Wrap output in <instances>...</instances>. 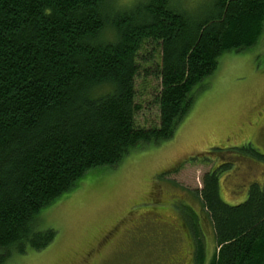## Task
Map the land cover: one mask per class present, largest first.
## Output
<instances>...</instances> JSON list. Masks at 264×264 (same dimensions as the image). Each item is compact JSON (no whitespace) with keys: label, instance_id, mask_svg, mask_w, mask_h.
<instances>
[{"label":"trees","instance_id":"obj_1","mask_svg":"<svg viewBox=\"0 0 264 264\" xmlns=\"http://www.w3.org/2000/svg\"><path fill=\"white\" fill-rule=\"evenodd\" d=\"M130 5L0 0V264L54 242L40 213L87 172L174 137L219 57L253 47L264 28V0ZM150 45L160 54L159 125L141 127L136 78ZM246 150L264 160L252 144ZM201 195L217 243L208 264H264V186L251 182L231 205L210 172ZM195 244L193 264H206Z\"/></svg>","mask_w":264,"mask_h":264},{"label":"rangeland","instance_id":"obj_2","mask_svg":"<svg viewBox=\"0 0 264 264\" xmlns=\"http://www.w3.org/2000/svg\"><path fill=\"white\" fill-rule=\"evenodd\" d=\"M136 1L112 0L111 9ZM179 1L190 10L206 0ZM140 57L135 120L157 126L160 54L150 45ZM203 83L174 137L87 172L40 213L39 229L57 230L54 242L14 253L7 264H193L196 239L208 264L217 243L201 195L204 175L224 168L219 193L231 205L247 198L251 182L264 186V160L243 148L249 143L264 154V28L253 47L224 52ZM212 148L222 152L209 155ZM226 151L235 158H223ZM105 235H111L106 243Z\"/></svg>","mask_w":264,"mask_h":264},{"label":"flooded vegetation","instance_id":"obj_3","mask_svg":"<svg viewBox=\"0 0 264 264\" xmlns=\"http://www.w3.org/2000/svg\"><path fill=\"white\" fill-rule=\"evenodd\" d=\"M263 132H264V129H263ZM155 200H156V199H155ZM115 227H116V226H114V228H115ZM110 237H111V235H105V237L103 238V239H104L103 241L106 243V242H107V239L110 238ZM111 242H112V241H110V242H108V243H111ZM87 259H88L87 257H84V258L82 259V262H83V261H87Z\"/></svg>","mask_w":264,"mask_h":264}]
</instances>
